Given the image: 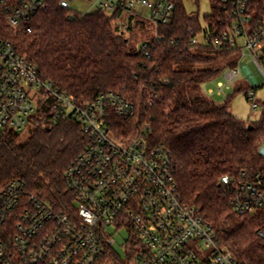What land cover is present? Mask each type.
<instances>
[{
	"label": "built area",
	"instance_id": "built-area-1",
	"mask_svg": "<svg viewBox=\"0 0 264 264\" xmlns=\"http://www.w3.org/2000/svg\"><path fill=\"white\" fill-rule=\"evenodd\" d=\"M174 1L95 0V10L115 16L119 33L133 28L135 19L146 18L151 39L140 48L149 56V49L155 50L162 41L160 28L171 20ZM206 1L211 12L203 20L197 13H187L198 21L188 29L189 45L240 51L251 58L263 86L264 5L259 10L257 0ZM58 4L73 13L71 0ZM48 6L49 0H0L5 22L28 33L30 20ZM176 42L170 39L171 44ZM239 72L225 70L227 83ZM247 76L251 88L260 87L251 74ZM223 87L217 84V95ZM255 89L245 93L252 109L258 108ZM39 105L47 107L52 121L73 118L89 142L64 172L72 197V207L65 212L27 194L21 180H11L0 190V264H98L114 243L108 234L111 226L129 235L126 245L131 249L124 264H243L220 245L200 211L180 196L170 152L151 145L142 130L130 137L124 127L117 128L135 116L132 102L117 91L78 102L42 79L34 64L0 39V131L21 132ZM221 183L234 213L264 210V173L224 176Z\"/></svg>",
	"mask_w": 264,
	"mask_h": 264
},
{
	"label": "trees",
	"instance_id": "trees-1",
	"mask_svg": "<svg viewBox=\"0 0 264 264\" xmlns=\"http://www.w3.org/2000/svg\"><path fill=\"white\" fill-rule=\"evenodd\" d=\"M58 1L49 0L48 8L33 16L30 33L9 26L0 12V39L78 102L108 91L123 94L134 104L135 116L117 128L130 137L142 130L151 145L166 148L180 196L200 211L220 245L243 264H264V210L234 213L221 183L224 176L264 173V104L260 118L247 123L229 112L231 97L216 104L199 93L201 84L224 72L214 66L217 58L233 51L189 45L188 29L198 21L188 18L183 0L174 1L171 20L160 28L162 41L149 56L125 36L133 28L116 31L115 16L99 10L69 14ZM263 5L257 0V9ZM26 129L24 141L21 132L0 131V190L21 180L27 194L65 212L72 197L64 172L89 137L73 118L52 121L45 105L38 106ZM124 260L111 248L98 264Z\"/></svg>",
	"mask_w": 264,
	"mask_h": 264
},
{
	"label": "rangeland",
	"instance_id": "rangeland-1",
	"mask_svg": "<svg viewBox=\"0 0 264 264\" xmlns=\"http://www.w3.org/2000/svg\"><path fill=\"white\" fill-rule=\"evenodd\" d=\"M183 3L187 13H197L200 20H203V17L211 12L209 3L206 0L197 3L192 0H183ZM95 4V0H71L70 9L74 13L86 14L95 11ZM141 11L147 16L148 12L146 9ZM151 33L152 26L150 22L146 18H137L134 20L133 31L125 33V36L131 40L135 48H140L143 42L151 39ZM230 63H234V68L240 71L238 77L231 84L227 83L225 74L221 73L201 84L199 93L203 98L209 99L216 104H221L227 97H231L229 112L244 122H255L260 118L262 105L264 104V85L262 86V77L251 58L247 55L242 57L240 51H234L227 56H219L215 61L214 66L223 68L225 72V70L229 69L228 66ZM248 74L253 76L254 82H257L260 87H257L256 89L251 88L253 84L249 80L247 76ZM218 83L224 85L221 95L216 94ZM249 89H255L258 102L257 109H252L250 103L245 97V93ZM208 90H212L213 93H208ZM26 137L27 129L24 128L21 131V141H24ZM260 154L264 158V145H261L260 147ZM108 234L114 240L111 248L124 259L125 253L128 249L126 245L129 238L127 231L116 226H111Z\"/></svg>",
	"mask_w": 264,
	"mask_h": 264
}]
</instances>
